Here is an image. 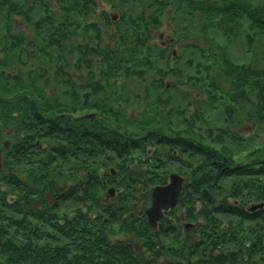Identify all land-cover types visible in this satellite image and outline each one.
Returning a JSON list of instances; mask_svg holds the SVG:
<instances>
[{
	"label": "trees",
	"instance_id": "16d2710c",
	"mask_svg": "<svg viewBox=\"0 0 264 264\" xmlns=\"http://www.w3.org/2000/svg\"><path fill=\"white\" fill-rule=\"evenodd\" d=\"M165 24L172 36L163 39ZM233 46L246 61L233 58ZM0 65L1 128L29 115L32 129L108 157L118 172L106 181L120 186L165 183L154 174L163 157L199 156L194 192L239 176L235 195L247 188L255 200L200 196L197 212L208 224L197 226L198 239L181 231L180 215L154 229L126 193L107 201L97 173L59 193L48 173L35 176L54 195L49 202L0 170V264H228L233 245L234 264H264V0H0ZM129 92L145 101L138 115ZM83 108L96 114L73 123ZM26 148L19 140L9 152ZM135 149L146 157L138 156L140 171L130 165ZM53 155L32 154L45 168ZM187 184L179 201L193 220ZM220 214L239 219L223 223ZM247 220L251 243L235 229ZM173 231L175 243H164L161 235Z\"/></svg>",
	"mask_w": 264,
	"mask_h": 264
},
{
	"label": "rangeland",
	"instance_id": "374dc122",
	"mask_svg": "<svg viewBox=\"0 0 264 264\" xmlns=\"http://www.w3.org/2000/svg\"><path fill=\"white\" fill-rule=\"evenodd\" d=\"M106 5L103 3L101 7H105ZM111 13H114L112 11ZM163 32V39L169 38L172 36L171 29L169 25L165 24L163 29L161 30ZM235 47H232L231 54L233 58L238 61V62H243L246 61L248 58V55L245 54L244 49L240 46H238L236 49ZM2 69L3 67L0 65V74H2ZM181 90H188L187 85L180 86ZM138 88L134 90V92L137 93ZM134 92H129L128 94L132 97L131 99L128 98L127 103L130 104V110L131 112L135 113L134 115H138L141 109H138L143 107L145 104V101H139L138 98L133 97L135 95ZM178 94V93H177ZM91 113L92 116L90 115ZM96 112H91L89 109L83 108V109H77L74 110V112L71 115V119L73 120V123L78 122V119L81 120H87V118H93ZM82 115L83 117L75 119L74 116H80ZM220 115V114H219ZM222 118V116H220ZM23 123H6L3 128L0 127V170L2 172L6 173L9 177L12 175L15 176L16 178L22 179V183L25 182L27 186H29L32 190L36 191H41L42 189V194H40L44 199H46L49 202L54 201L55 197L52 194V192L49 190V188H45V184H43L44 181L42 182H34L32 183V179L35 180V176L39 178V175L41 173L49 174V177L56 186L57 192H61L63 189H65L67 186L73 184V183H79L80 181H83L87 176H90L91 174L97 173L99 177L104 181L105 180V187L102 191L104 198L107 197V201L115 199L119 192H124L128 195V197L132 200H135V204L138 205L137 209L140 210L143 208V202H145V199H150V190L153 187V184H149V180L147 179L146 181L144 180L143 183H139L137 187L131 186V179L127 182L128 184H125L124 186H120L118 182H112L108 183L106 181L107 174L106 173H111L112 175L117 174L118 166L111 164V160H109L108 157H103V155H98V154H91L89 151H84V150H77L78 148H72L71 145H68L66 141H63L62 136L59 135H46L45 131H36L37 129H41L42 127L38 126V128L32 129L30 127V117L29 115H23ZM253 121H250L247 125H244L242 129L247 133L250 134L254 132L255 126L253 124ZM2 122H0L1 126ZM23 129V130H20ZM21 131V132H20ZM25 134H32L34 137V143H37L39 145V148L32 144L33 148L30 149V144L31 141L27 135ZM24 135V136H23ZM22 137V138H21ZM64 137V136H63ZM21 141L24 146L27 148L25 149V152H21V154H18L17 151H14V154L9 152V148L12 147L13 143H17L18 141ZM63 144L65 146V151L60 152L56 150V147ZM148 146V145H147ZM153 148H162L160 146L152 145ZM170 147L169 145L166 146V148ZM14 150V149H13ZM54 152L53 155V161L49 162V165L45 168L43 165H37L39 163L35 162V158L32 156L33 153L37 154H43V152ZM160 150V149H159ZM78 152V153H77ZM245 151H236L234 154L235 160L238 158V155L240 154L241 157L244 154ZM142 154V156H141ZM133 155L135 156V163L130 164L132 168H134L136 171L143 170L145 168L144 165H140L138 163V156L142 159L146 158L144 157V151L142 149H135L133 150ZM198 159L200 160L199 156H192L189 157L188 154L184 155V158L182 160H174L173 158L169 157H163L162 161H160L159 164H161V168L159 171H155L159 176H169L171 172H178L181 175L184 176L185 178V184L186 190H189L193 195H194V216L193 220H198L201 224H208V220L204 218V216L200 215L197 210L203 205L202 200L200 199L201 194L196 193V189L193 187L195 183H197L196 178L199 177V173L196 170V165ZM226 161V159H225ZM232 163H235V161L232 160ZM44 167V168H43ZM147 169V168H146ZM147 170L145 171V174ZM34 173V174H33ZM150 173V172H149ZM152 174V173H151ZM158 176V177H159ZM264 177V175H262ZM147 177V176H146ZM239 176H234V177H223L221 178L217 185L215 187H209L208 185H202V188H207L209 187V192L210 195L213 197V200L218 203L222 201L224 198L228 199H234L237 198L238 200H249V201H255L250 194L251 190L247 189L246 190L242 189V194L235 195V189L233 188V182L235 180V183ZM236 178V179H234ZM41 180V179H40ZM39 180V181H40ZM120 177L116 181H119ZM110 189L113 190V195L109 194ZM208 189V188H207ZM146 191H148V195H146ZM108 192V193H107ZM247 193L248 197H244L243 194ZM197 194V195H196ZM235 195V196H234ZM113 196V197H112ZM149 196V197H148ZM111 197V198H110ZM196 200V201H195ZM71 203V201L65 202V208L60 207L59 212L63 211H69L68 206ZM150 204V200L147 202L145 207ZM71 205V204H70ZM188 205H181L179 204L175 206L171 211H169L165 216L166 218H169L171 220H175L176 215H179L180 213H183V210L187 208ZM144 207V208H145ZM145 210V209H144ZM200 210V209H199ZM223 223H225L228 220H234L235 222L238 221L239 217L234 216V215H228V214H220L218 215ZM186 219V218H185ZM189 220V219H186ZM249 220L244 221L243 224H239L238 227H235V229L239 230L238 235H246L249 236L250 239H248L247 243H251V240L254 238L253 234L250 235L249 231H251V228L248 227ZM180 224V222H179ZM224 226V225H223ZM226 226V225H225ZM240 228H243V230H240ZM182 231V230H181ZM173 232H169L168 234H162V241L166 244L168 243H175V239L173 238ZM191 238H200L199 237V230L194 229L191 233H189ZM119 236V234L117 235ZM231 246V244H230ZM236 248H235V247ZM238 247L237 245H233L229 247L228 250H236ZM226 250V251H228ZM237 251V250H236ZM238 252V251H237ZM238 258H239V252H238ZM237 258V260H238Z\"/></svg>",
	"mask_w": 264,
	"mask_h": 264
},
{
	"label": "water",
	"instance_id": "95a60500",
	"mask_svg": "<svg viewBox=\"0 0 264 264\" xmlns=\"http://www.w3.org/2000/svg\"><path fill=\"white\" fill-rule=\"evenodd\" d=\"M117 18L116 15L113 16ZM175 53V51H174ZM93 113L90 115L92 116ZM56 149L63 151L64 145L61 144ZM184 177L178 172H172L170 174V180L167 184L156 185L152 190V204L146 209L148 220L150 221L153 228H157L158 221L164 215V212L173 207L179 197V194L183 188ZM113 192L112 189H110ZM203 196L208 198L210 192L208 189H203ZM228 256V264H234L238 258V252L236 250L226 251Z\"/></svg>",
	"mask_w": 264,
	"mask_h": 264
},
{
	"label": "flooded vegetation",
	"instance_id": "af4514ba",
	"mask_svg": "<svg viewBox=\"0 0 264 264\" xmlns=\"http://www.w3.org/2000/svg\"><path fill=\"white\" fill-rule=\"evenodd\" d=\"M101 5H102V3H101ZM161 37H163L164 38V36L162 35ZM81 117H83L82 115H80V116H74V118L75 119H78V118H81ZM57 151H60V150H58V149H56ZM151 150V148H149V151ZM65 151V146H64V150H63V152ZM60 152H62V151H60ZM172 173V172H171ZM170 173V174H171ZM170 174H169V176H168V179H167V181L165 182V183H153V187H155L156 185H160V184H167L168 182H169V180H170ZM180 174V173H179ZM181 175V174H180ZM181 176H183V175H181ZM184 177V176H183ZM184 185H185V178H184V184H183V188H182V190L184 189ZM203 189H207V188H202V190H201V197H203V198H205L204 196H203ZM152 190H153V188L150 190V204L149 205H147L144 209L143 208H141L140 210H139V213L140 214H143V210H144V213H145V215H146V217H147V213H146V209L152 204ZM182 190H181V192H182ZM181 192H180V194H179V197H178V200H177V202H176V204L173 206V207H171L170 209H168L167 211H165L164 212V215H163V217L161 218V219H159V221H158V225H159V223L161 222V220L164 218V216L169 212V211H171L175 206H177L178 204H179V198H180V195H181ZM108 193V192H107ZM113 193L114 192H111V191H109V194L110 195H113ZM146 195H148V191H146ZM105 196H106V198L105 199H107V195H106V193H105ZM113 197V196H112ZM210 197V196H209ZM208 197V198H209ZM109 198V197H108ZM111 198V197H110ZM113 199V198H112ZM196 201V200H195ZM261 206L263 205L262 203H259ZM253 205V204H252ZM250 206V208L251 209H253L254 208V206ZM180 215V225H181V230H182V232H185V233H191L194 229L196 230V228H197V226L200 224V222L198 221V220H186L185 219V216L182 214V213H180L179 214ZM147 219H148V217H147ZM149 221V220H148ZM149 224L151 225V223H150V221H149ZM158 225H157V227H158ZM152 226V225H151ZM153 227V226H152ZM154 229H157V228H154ZM199 230V229H198Z\"/></svg>",
	"mask_w": 264,
	"mask_h": 264
}]
</instances>
